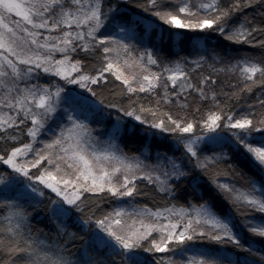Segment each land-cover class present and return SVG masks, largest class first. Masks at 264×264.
<instances>
[{
	"label": "snow or ice",
	"instance_id": "snow-or-ice-1",
	"mask_svg": "<svg viewBox=\"0 0 264 264\" xmlns=\"http://www.w3.org/2000/svg\"><path fill=\"white\" fill-rule=\"evenodd\" d=\"M0 264H264V0H0Z\"/></svg>",
	"mask_w": 264,
	"mask_h": 264
},
{
	"label": "trees",
	"instance_id": "trees-1",
	"mask_svg": "<svg viewBox=\"0 0 264 264\" xmlns=\"http://www.w3.org/2000/svg\"><path fill=\"white\" fill-rule=\"evenodd\" d=\"M160 47L162 50H159L157 52V55L159 57H161L162 59H164L166 62L167 61H175L176 59H178L179 56H184L188 52V43L186 41H182V40H177L173 43H164ZM236 47H238V46H236V45L231 46V48H233V49ZM239 47H243V46H239ZM249 51L252 52L253 54H259L258 50H256V49H249ZM105 94L107 95V92ZM109 99H111L110 96H109ZM221 99H223V97ZM157 143H160V142L159 141L153 142V150H152L153 156L155 155ZM137 147H138L137 145L129 144V145L125 146V151L128 152L130 155L133 153L138 154ZM161 150H163V146H162ZM226 151H228V150L226 149L225 152ZM208 155H211V153L209 152ZM233 162H235V160H233ZM244 171L247 172L248 175L253 176V178L259 180L258 174L256 173V171H254V169L252 167H250L248 165H244ZM211 175L216 176V178L222 183L223 182H232V183H235L238 187L243 184V180L239 176H237L231 169H229L226 163H223V162L220 163L213 170ZM204 179L207 180V177H204ZM208 187L212 188V185L209 184ZM217 198L222 199V197H217ZM156 199L159 200V197H157ZM141 203L147 204L150 207L154 206L153 200L150 197L147 199L141 200ZM229 207H230V205L225 201L223 203V209L225 211H227L229 209ZM29 211H31V209H29ZM233 214L236 215V213H233ZM42 216H43V213H40L39 216H36V218L32 220L34 230L40 229V228H45V230H47L48 221L46 218L41 219L40 217H42ZM237 220H239L238 215H237ZM196 243H197V246H201V242L197 241ZM203 246H205V247H219L218 245H211L207 241L203 242ZM229 251H232V249L230 248ZM145 255H149V254H145ZM156 255L159 256L161 254H156Z\"/></svg>",
	"mask_w": 264,
	"mask_h": 264
},
{
	"label": "rangeland",
	"instance_id": "rangeland-1",
	"mask_svg": "<svg viewBox=\"0 0 264 264\" xmlns=\"http://www.w3.org/2000/svg\"><path fill=\"white\" fill-rule=\"evenodd\" d=\"M154 70H155V69H154ZM222 134H223V133H222ZM208 147H209V148H213L214 146L211 145V144H209ZM215 150H216L217 152H218V151H225L226 148H225V149H221V148H218V147H217ZM207 154H209V153H207ZM254 171H255V169H254ZM256 173H257V172H256ZM257 174H258L259 179H260V174H259V173H257Z\"/></svg>",
	"mask_w": 264,
	"mask_h": 264
}]
</instances>
